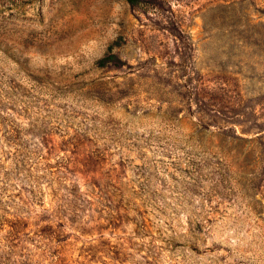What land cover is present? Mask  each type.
Masks as SVG:
<instances>
[{"label": "rangeland", "instance_id": "374dc122", "mask_svg": "<svg viewBox=\"0 0 264 264\" xmlns=\"http://www.w3.org/2000/svg\"><path fill=\"white\" fill-rule=\"evenodd\" d=\"M0 264H264V0H0Z\"/></svg>", "mask_w": 264, "mask_h": 264}, {"label": "trees", "instance_id": "16d2710c", "mask_svg": "<svg viewBox=\"0 0 264 264\" xmlns=\"http://www.w3.org/2000/svg\"><path fill=\"white\" fill-rule=\"evenodd\" d=\"M126 1L129 5L131 6H138L141 4L142 0H124ZM112 64L114 66H119V63L117 62L116 58L114 55H109L107 56L106 58L102 59L98 65L100 67H105L107 66L108 64Z\"/></svg>", "mask_w": 264, "mask_h": 264}]
</instances>
